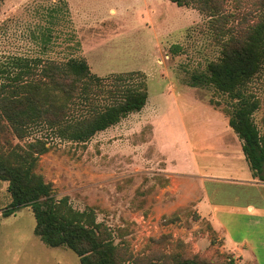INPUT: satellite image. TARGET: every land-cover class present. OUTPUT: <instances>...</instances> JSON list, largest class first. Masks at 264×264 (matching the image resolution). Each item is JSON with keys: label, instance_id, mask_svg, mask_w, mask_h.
Wrapping results in <instances>:
<instances>
[{"label": "rangeland", "instance_id": "374dc122", "mask_svg": "<svg viewBox=\"0 0 264 264\" xmlns=\"http://www.w3.org/2000/svg\"><path fill=\"white\" fill-rule=\"evenodd\" d=\"M258 1L228 0V7L255 11ZM221 48L205 15L170 0L0 1V68L14 57L85 58L99 76H147L142 110L85 143L54 140L36 169L57 198L93 209L131 264L176 255L254 264L250 249L264 257V180L245 182L252 171L229 125L232 99L213 85H193ZM243 91L259 100L253 119L264 131V63ZM35 131L31 137L41 135ZM7 186L0 180V264H81L72 250L35 234L31 206L3 215L11 202ZM200 201L202 213L214 217L202 218ZM222 224L230 241L250 244L238 245L245 260L224 248Z\"/></svg>", "mask_w": 264, "mask_h": 264}, {"label": "trees", "instance_id": "16d2710c", "mask_svg": "<svg viewBox=\"0 0 264 264\" xmlns=\"http://www.w3.org/2000/svg\"><path fill=\"white\" fill-rule=\"evenodd\" d=\"M170 1L196 8L209 19L222 46L221 56L207 64L206 73L193 76V85H213L231 97L229 125L242 141L253 176L264 180V131L253 119L260 103L243 91L264 63V0L256 3L257 10L247 12L230 9L228 0ZM2 67L0 180L8 182L11 196L3 215L31 206L34 232L46 245L72 250L81 264H131L95 211L74 208L67 195L57 198L53 183L36 169L54 140L85 143L129 113L142 110L149 98L146 74L136 70L99 76L85 58L61 63L14 57ZM34 130L41 135L31 137ZM147 264L212 263L176 255Z\"/></svg>", "mask_w": 264, "mask_h": 264}, {"label": "crops", "instance_id": "0c3cea01", "mask_svg": "<svg viewBox=\"0 0 264 264\" xmlns=\"http://www.w3.org/2000/svg\"><path fill=\"white\" fill-rule=\"evenodd\" d=\"M251 176H252V178L251 179H249V180H247V181H245V182H248L249 184L248 185H250L249 187H252V186H259V182H261L262 180H260L258 177H254L252 174H251ZM237 181V183H240L241 185H246L247 186V184L244 182L243 183V180H241L240 178H238V179H236ZM263 182V183H262ZM261 182V184L262 185H264V181H262ZM236 198H237V196H236ZM203 201V200H202ZM202 201H200V202H198V208H199V211L201 212V214H202V218L203 217H214V216H212V213H208V214H203L202 213V204H201V202ZM238 208H233V210H235V211H238L237 210ZM211 220V219H210ZM212 221V220H211ZM214 225V224H213ZM223 225V224H222ZM222 228H223V231L221 232L220 230H218V232L220 233V236H222V239H223V241H224V243H223V246H224V248L225 249H227V247L229 246V245H231V247L235 250V252L237 251L238 252V254L239 255H236L238 258H240V260H245V258H244V255H243V252H244V250L242 249V248H240L241 246H238L239 244L240 245H244V247H246V248H249V243L245 240V239H243V240H239V241H236V240H234L233 242L232 241H230V239H228V237L230 236V233H229V231H227V228H226V225H223L222 226ZM217 230V229H216ZM231 237V236H230ZM249 252L251 253V255H253V259H249V260H251V262H253L254 264L256 263V264H264V257H262V258H259L256 254H255V252L254 251H252L251 249L249 250ZM249 258V257H248Z\"/></svg>", "mask_w": 264, "mask_h": 264}]
</instances>
